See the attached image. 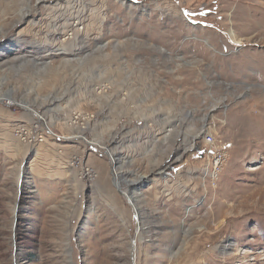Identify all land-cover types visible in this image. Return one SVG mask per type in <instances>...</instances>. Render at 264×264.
Segmentation results:
<instances>
[{"label":"rangeland","instance_id":"obj_1","mask_svg":"<svg viewBox=\"0 0 264 264\" xmlns=\"http://www.w3.org/2000/svg\"><path fill=\"white\" fill-rule=\"evenodd\" d=\"M71 1L0 0V264H264V0Z\"/></svg>","mask_w":264,"mask_h":264},{"label":"bare ground","instance_id":"obj_2","mask_svg":"<svg viewBox=\"0 0 264 264\" xmlns=\"http://www.w3.org/2000/svg\"><path fill=\"white\" fill-rule=\"evenodd\" d=\"M71 0H68V2H66L67 4H71ZM76 3V2H75ZM61 7H62V4H61ZM64 9V8H63ZM70 10H71V8H70ZM73 10V9H72ZM27 12V11H26ZM53 12V11H52ZM70 13V12H69ZM84 12H82V11H80V10H78L77 11V13H76V15L74 14V13H70V17H68V18H66L65 17V15L61 12V16H63V19L66 21H64L65 22V24H64V27H65V30H67V31H69V32H73L72 33V39H66V40H64L65 42H63V41H61V42H59L58 43V45L57 46H55L54 45V43L53 42H55V41H52V39L51 38H49L48 37V35H50V34H52L53 36H55V35H57V33L59 32V30L60 31H62V26L61 27H56V25H55V27L52 25V23L51 22H49L48 23V25H47V32H46V36H45V38L43 39L44 40V42H43V45L44 46H46V44H48V45H51V46H53L54 47V50H55V52H57V53H61V54H63V50L64 51H67L66 50V48L69 46H73V44H78L77 42H79V39H80V35H81V33H80V31L78 30V29H76V28H74V24L73 25H71L69 22V20H71V19H79V22L78 23H82L83 21L85 22V19H83V17H82V14H83ZM26 16H27V14L26 13H24V14H22V19L23 20H25L26 19ZM50 17H51V19L52 20H57V19H59V15L57 14V11H55L54 13H51V15H50ZM69 19V20H68ZM74 23V22H73ZM63 27V28H64ZM35 34H37V35H39V34H43L42 33V30H36V33ZM67 34V33H66ZM85 35V34H84ZM87 36V35H86ZM231 39H232V41H234L235 43H239V39H237V37H236V35L232 32L231 33ZM67 40H69L68 42H66ZM132 43V42H131ZM130 42L129 43H127V45L126 46H128V45H132ZM63 46H64V48H63ZM119 46V45H118ZM70 47V48H71ZM78 48H79V46H78ZM72 49V48H71ZM85 50V47L83 48V47H80L79 48V50ZM127 49V48H126ZM53 50V51H54ZM71 51V50H70ZM73 51V50H72ZM98 51H99V49H98ZM71 53V52H70ZM93 57V56H92ZM83 60V59H82ZM81 59H78L77 60V62H78V65L79 64H81V65H84V63H86V62H88V60H85L84 59V61H82ZM106 62V61H105ZM115 63V62H114ZM71 65V64H70ZM83 67V66H82ZM110 67V66H109ZM51 71V70H50ZM99 73H101L100 72V70L98 71ZM112 75V74H111ZM114 75V74H113ZM114 77V76H113ZM100 78H102V77H100ZM102 79H104V78H102ZM112 78L111 77H109V76H107V78L106 79H104L103 81H105V82H102V81H98L97 80V85L96 86H98L99 88V90H101V92H102V94H103V96L101 97L100 95H97V93L96 92H94L93 90H92V88H93V85L90 83V84H88V85H86V86H84L83 88H82V90L85 92V95L86 96H92V94H94L95 93V96L97 97V96H100V98L101 99H104L105 97H106V92H105V90H106V88H107V86H104V84L105 83H108V85H110L111 83H112ZM92 85V86H91ZM68 89V88H67ZM126 89V88H125ZM66 90V89H65ZM92 90V91H91ZM110 90V89H109ZM67 92V91H66ZM68 92L70 93L67 97H66V103H68V102H70L71 100H72V96H73V92H71L70 90H68ZM81 92V91H80ZM119 92V91H118ZM108 94V93H107ZM111 96V94L109 95V97ZM71 97V98H70ZM63 100H58V101H50V102H48V103H46V105H51V106H54V105H59V103H61V102H64V98H62ZM79 105V104H78ZM65 106V105H64ZM73 106V105H72ZM48 108H50V106H45L44 107V109L45 110H47ZM78 109H80L79 108V106H78ZM65 112V111H64ZM81 113V111H79L78 112V114H80ZM74 114V113H73ZM65 118V117H64ZM72 118H73V116H72ZM67 119H69V120H71V117H68L67 118V116H66V118H65V120H66V122H67ZM39 125H41V123H43V121H45L42 117L41 118H38L37 120H35ZM68 122H71L72 124L71 125H68ZM67 122V129H66V131L68 132V134L69 133H72V132H74V131H81V133H82V131H84V129H88V128H91L90 126L92 125V122L89 120V118H85L84 119V117L82 116V115H80V117H77L76 119H74V121H68ZM36 123V124H37ZM36 124H34V123H30V124H25V125H22V124H20V125H18V127L16 128V132L18 133L17 134V137L19 138V139H23V138H37V136H39V135H36L33 131H34V128H33V126H36ZM44 124V123H43ZM41 127H42V125H41ZM82 127H84V129L82 128ZM93 130V129H92ZM88 131V130H87ZM37 132V131H36ZM64 134H66V133H64ZM70 135V134H69ZM66 136V135H65ZM80 136V135H79ZM40 138H42L43 139V141L42 142H47L48 140H51V141H53L54 140V135L53 134H50L49 136H45L44 135V133L42 132V134H40V136H39ZM75 138H78V137H76V136H74V137H72V138H70V140H75ZM79 140L81 139V138H78ZM114 139V138H113ZM38 140V139H37ZM84 140V139H83ZM132 140V139H131ZM89 141V140H88ZM81 142H82V144H84L85 143V141H82L81 140ZM94 142H96V141H94ZM132 142H134V141H132ZM87 143V142H86ZM85 143V144H86ZM121 143V142H120ZM88 144V143H87ZM90 144H92V143H90ZM52 145L53 146H57L56 145V143H52ZM121 145H123L122 143H121ZM58 147V149H60V148H62V147H60L59 145L57 146ZM125 147V146H124ZM29 148V147H28ZM68 148H70L69 147V145H66L65 147H63L62 149H68ZM109 156H110V159H111V163H112V165H116L117 164V160L118 159H116L115 158V154H114V152H112V153H110L109 152ZM83 161V160H82ZM121 162V161H120ZM221 163H219V162H217V165H220ZM114 167V166H113ZM102 176H103V182L101 183V184H103V185H105V183L107 182V174L104 172L103 174H102ZM118 176H119V174L117 175V179L119 180V178H118ZM117 183V182H116ZM118 184V183H117ZM135 187H138V184H137V182H135L134 183V187L132 186V188L130 189V190H126V191H123V193L125 194V196L128 198V200H129V202H133V200H134V197H136V196H134L133 194H131V192H132V189L133 188H135ZM134 192H136V191H134ZM134 203V202H133ZM134 206L137 208V206L135 205V203H134ZM135 208V209H136ZM138 245V244H137ZM133 251L134 252H138L139 251V247H136V246H134V249H133ZM247 262V260L246 259H244V261H243V263H246Z\"/></svg>","mask_w":264,"mask_h":264},{"label":"built area","instance_id":"obj_3","mask_svg":"<svg viewBox=\"0 0 264 264\" xmlns=\"http://www.w3.org/2000/svg\"><path fill=\"white\" fill-rule=\"evenodd\" d=\"M212 141H213V138H211V135H209V136H207V140H206V142L208 143V144H212ZM214 162H216V161H219L220 162V158H219V154L217 153L215 156H214ZM220 163H222V162H220ZM217 168V167H216ZM215 169V168H214ZM217 170L218 169H216V172H217Z\"/></svg>","mask_w":264,"mask_h":264}]
</instances>
